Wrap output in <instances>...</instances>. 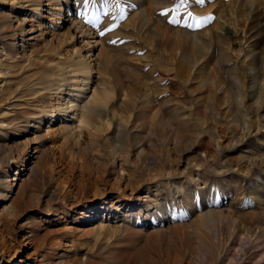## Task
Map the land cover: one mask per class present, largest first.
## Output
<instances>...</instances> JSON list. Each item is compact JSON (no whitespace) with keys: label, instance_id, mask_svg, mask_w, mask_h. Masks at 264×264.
Masks as SVG:
<instances>
[{"label":"rangeland","instance_id":"1","mask_svg":"<svg viewBox=\"0 0 264 264\" xmlns=\"http://www.w3.org/2000/svg\"><path fill=\"white\" fill-rule=\"evenodd\" d=\"M178 3L0 0V264H264V0Z\"/></svg>","mask_w":264,"mask_h":264},{"label":"snow or ice","instance_id":"2","mask_svg":"<svg viewBox=\"0 0 264 264\" xmlns=\"http://www.w3.org/2000/svg\"><path fill=\"white\" fill-rule=\"evenodd\" d=\"M88 2H89V0H84L85 6H87ZM184 2H185V0H179V3L176 5L175 9H172V11H177L179 9V7ZM104 15H107V11L106 10L104 12ZM204 22L205 21L203 19H198L194 25L193 24H190V25H188V27H197V28H199V27H202L203 26ZM101 34H103V33H101Z\"/></svg>","mask_w":264,"mask_h":264},{"label":"bare ground","instance_id":"3","mask_svg":"<svg viewBox=\"0 0 264 264\" xmlns=\"http://www.w3.org/2000/svg\"><path fill=\"white\" fill-rule=\"evenodd\" d=\"M57 1H58V0H57ZM19 186H20V184H19ZM18 188H19V187H18ZM213 217H214V215L211 214V213H209V214L206 215V219H208V220H212Z\"/></svg>","mask_w":264,"mask_h":264}]
</instances>
